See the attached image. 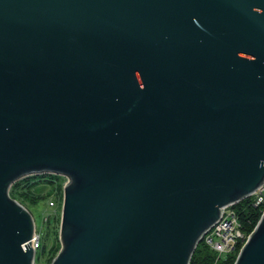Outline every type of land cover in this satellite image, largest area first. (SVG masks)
I'll list each match as a JSON object with an SVG mask.
<instances>
[{"label":"water","instance_id":"obj_1","mask_svg":"<svg viewBox=\"0 0 264 264\" xmlns=\"http://www.w3.org/2000/svg\"><path fill=\"white\" fill-rule=\"evenodd\" d=\"M42 175L51 264H191L264 190V0H0V264H35L10 191ZM235 264H264V211Z\"/></svg>","mask_w":264,"mask_h":264},{"label":"rangeland","instance_id":"obj_2","mask_svg":"<svg viewBox=\"0 0 264 264\" xmlns=\"http://www.w3.org/2000/svg\"><path fill=\"white\" fill-rule=\"evenodd\" d=\"M51 176H31L33 179L27 183L22 179L13 190L14 198L31 212L36 222L35 264H51L62 248L60 234L67 178L54 175L57 179L52 183L47 181Z\"/></svg>","mask_w":264,"mask_h":264},{"label":"built area","instance_id":"obj_3","mask_svg":"<svg viewBox=\"0 0 264 264\" xmlns=\"http://www.w3.org/2000/svg\"><path fill=\"white\" fill-rule=\"evenodd\" d=\"M248 199H251L249 205L256 209L263 207L264 211V190L257 191ZM234 206L223 209L221 219L203 238L204 242L217 254L218 259L228 256L239 247L242 248L250 236ZM36 241L35 235L33 243L37 249Z\"/></svg>","mask_w":264,"mask_h":264},{"label":"trees","instance_id":"obj_4","mask_svg":"<svg viewBox=\"0 0 264 264\" xmlns=\"http://www.w3.org/2000/svg\"><path fill=\"white\" fill-rule=\"evenodd\" d=\"M29 179L33 178L28 177L24 180H26L27 183L30 181ZM56 179L57 176L52 175L47 179V181L53 183ZM19 184V182L15 183L11 188L10 195L13 199H15L13 190H15ZM250 202L251 199H248L234 206V208L240 214L241 221L249 235L254 231L263 214V207L258 209L253 208L251 205H249ZM240 250L241 248L239 247L228 256L218 259L217 254L204 242V240H202L193 255L191 264H235Z\"/></svg>","mask_w":264,"mask_h":264}]
</instances>
